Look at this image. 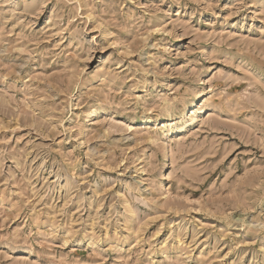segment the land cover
Returning <instances> with one entry per match:
<instances>
[{
    "label": "rangeland",
    "instance_id": "1",
    "mask_svg": "<svg viewBox=\"0 0 264 264\" xmlns=\"http://www.w3.org/2000/svg\"><path fill=\"white\" fill-rule=\"evenodd\" d=\"M0 264H264V0H0Z\"/></svg>",
    "mask_w": 264,
    "mask_h": 264
},
{
    "label": "bare ground",
    "instance_id": "2",
    "mask_svg": "<svg viewBox=\"0 0 264 264\" xmlns=\"http://www.w3.org/2000/svg\"><path fill=\"white\" fill-rule=\"evenodd\" d=\"M197 97H199V95H197ZM204 110V107L203 108H201V110L199 111V112H202ZM147 118H150V117H147ZM149 120V119H148ZM196 120V118H193L192 119V121H195ZM170 130H172V128L170 129Z\"/></svg>",
    "mask_w": 264,
    "mask_h": 264
}]
</instances>
